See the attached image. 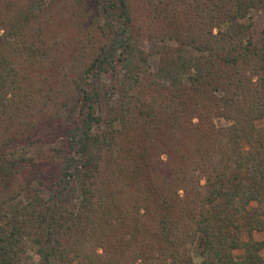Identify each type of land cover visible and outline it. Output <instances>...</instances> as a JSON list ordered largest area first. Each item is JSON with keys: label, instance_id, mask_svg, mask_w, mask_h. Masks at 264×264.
I'll return each mask as SVG.
<instances>
[{"label": "trees", "instance_id": "trees-1", "mask_svg": "<svg viewBox=\"0 0 264 264\" xmlns=\"http://www.w3.org/2000/svg\"><path fill=\"white\" fill-rule=\"evenodd\" d=\"M14 1L0 0V119L33 108L61 127L69 101L80 111L45 210L28 157L0 145V212L31 197L0 225V264H264V35L247 22L264 0Z\"/></svg>", "mask_w": 264, "mask_h": 264}, {"label": "rangeland", "instance_id": "rangeland-1", "mask_svg": "<svg viewBox=\"0 0 264 264\" xmlns=\"http://www.w3.org/2000/svg\"><path fill=\"white\" fill-rule=\"evenodd\" d=\"M14 5L17 4V0L14 1ZM12 5V8L9 10L15 9L16 7ZM42 8H45L48 6L46 3L38 4ZM50 15H46L45 23L48 27L45 29H49V31H53L54 29H58L60 23V12L56 8L50 9ZM6 11L4 10L3 15H5ZM11 13V12H10ZM104 20L102 19V22ZM247 22L251 25V34L254 40L259 41L260 38L264 35V11L261 8L253 9L249 13V16L247 17ZM46 31V32H47ZM59 33H57V38H60L64 40L66 37H68L69 29H64L62 33L60 34L61 30H58ZM106 32H110L111 29L108 27ZM156 41V40H155ZM157 42V41H156ZM67 49H62V53H65ZM151 63L153 65V68L156 69V58H151ZM43 65V64H42ZM41 65V66H42ZM40 66V67H41ZM39 67V68H40ZM37 68V70H39ZM110 68L111 64L107 62L104 64L103 69V80L106 82L111 81L110 78ZM43 69V67H42ZM30 76V75H29ZM34 76H30L32 79ZM34 80V79H33ZM31 80V82H33ZM36 80V79H35ZM34 82H38L36 80ZM36 85V83H33ZM38 84V83H37ZM83 88L86 89L88 85L82 84ZM90 89V87H88ZM80 96V95H79ZM117 94H111L107 97H103L102 107L105 111L109 110L111 107L115 105V102L118 100ZM107 98V99H106ZM38 106H41L38 105ZM53 106L51 103L49 107ZM1 107V105H0ZM37 107V106H36ZM34 107V108H36ZM11 111V115L3 116L2 119H0V145L4 144V148H14L19 151L20 153H23L25 157H28L27 159H23L22 164L25 165L29 170L31 168L34 170L31 174L32 177H34L33 180V186L38 189V194L42 200L41 207L47 208L48 206H51L52 202L51 197L53 196V186L52 184L55 183L54 177L56 175H59L61 171V165L58 163L57 158L60 155L59 151L63 148L62 153L64 154L65 151L67 152L68 144H67V136L65 130H63L64 125H68V123H71V121L76 120L78 113L80 111V102L77 99H72V102L69 101L67 104L66 109L64 110V118L65 120H62V129L61 127H57V122L53 119H50V117L47 118V115H43L42 112H39L38 109H30L29 111L23 112V116L17 117V110ZM25 114V115H24ZM36 119V120H34ZM25 121V122H24ZM23 122L25 124H23ZM21 123V124H20ZM32 123V124H31ZM216 123L219 126L226 125L228 122L225 119L219 118L216 119ZM260 124H264V120L259 121ZM36 125V129H38V132H35L34 130H30V128H33ZM26 129L28 134L30 132H34L33 135L29 138L25 139H19L17 142H11L7 139L10 137L12 138V135L15 131L18 129ZM35 129V130H36ZM51 129V132H49ZM55 131L57 132H54ZM60 129V130H59ZM22 131V130H21ZM21 131L17 132L20 133ZM41 138V141H38V138ZM20 157V156H19ZM30 157H33L31 159ZM21 159V158H20ZM34 163H36V167H33ZM40 166H39V165ZM30 172V173H31ZM54 176V177H53ZM87 181V180H86ZM78 183V181L74 182ZM73 200L65 202V197H63V201L65 202V205L69 203L70 205L72 202L75 203L76 206H78V203L81 199V194L78 193L76 196L72 198ZM31 201V197L27 193H23L20 196L16 198H9V200L4 205V210L0 212V225H6L10 228H13L17 222L19 221L21 217V210L23 205H25L27 202ZM63 202V204H64ZM71 202V203H70ZM255 205V204H253ZM43 209V208H42ZM45 210V209H43ZM41 220L43 216H38ZM60 223V222H59ZM47 225V220L43 222L41 225ZM59 226V225H58ZM243 238L248 239L250 236V231L248 229H243ZM254 237L256 239H262L264 238V234L259 232H254ZM199 243L195 244L192 249V255L194 257V260L199 263L202 260V257L200 255V247ZM262 254L264 255V250L262 251ZM235 255L238 257H241L244 255V251L242 249L235 250ZM41 260V257L39 254L29 251L25 255H23L22 260L18 264H32V263H39Z\"/></svg>", "mask_w": 264, "mask_h": 264}, {"label": "crops", "instance_id": "crops-1", "mask_svg": "<svg viewBox=\"0 0 264 264\" xmlns=\"http://www.w3.org/2000/svg\"><path fill=\"white\" fill-rule=\"evenodd\" d=\"M242 257V256H241Z\"/></svg>", "mask_w": 264, "mask_h": 264}]
</instances>
